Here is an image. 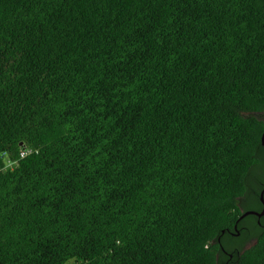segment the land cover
I'll list each match as a JSON object with an SVG mask.
<instances>
[{
    "label": "trees",
    "instance_id": "1",
    "mask_svg": "<svg viewBox=\"0 0 264 264\" xmlns=\"http://www.w3.org/2000/svg\"><path fill=\"white\" fill-rule=\"evenodd\" d=\"M262 133L264 0H0V264H264Z\"/></svg>",
    "mask_w": 264,
    "mask_h": 264
},
{
    "label": "water",
    "instance_id": "2",
    "mask_svg": "<svg viewBox=\"0 0 264 264\" xmlns=\"http://www.w3.org/2000/svg\"><path fill=\"white\" fill-rule=\"evenodd\" d=\"M261 144L264 146V133H262L261 135ZM263 191H264V186H263V189L261 190L260 194H259V198H260V201L263 205L261 211H256V210H247L245 212H242V214L238 217L237 221L240 220L241 218H243L244 216L246 215H249V214H253V215H256L257 217H260L261 215H263L264 213V198H263ZM234 231L236 232L237 231V227H236V224H234ZM237 233V232H236Z\"/></svg>",
    "mask_w": 264,
    "mask_h": 264
},
{
    "label": "flooded vegetation",
    "instance_id": "3",
    "mask_svg": "<svg viewBox=\"0 0 264 264\" xmlns=\"http://www.w3.org/2000/svg\"><path fill=\"white\" fill-rule=\"evenodd\" d=\"M264 186V185H263ZM263 186H262V189H263ZM261 189V190H262ZM262 209V208H261ZM261 209H260V211H261ZM259 212V211H258ZM263 215H264V213H263ZM262 216V215H261ZM260 216V217H261ZM259 221V220H258ZM247 230H248V226H247ZM237 232V233H236ZM233 231V232H231V234L232 235H234V236H237V235H239V230H237V231ZM249 232V231H248ZM250 235V236H249ZM251 241H254L255 242V239H254V237L249 233L248 234V238H246V239H244L243 241H242V244H243V248H244V246L245 245H247V244H249ZM223 250V249H222ZM224 251V253L227 255V257L229 258V259H231L232 258V253H229V252H226L225 250H223ZM228 262H230V261H228ZM231 263H232V261H231ZM226 264H227V262H226Z\"/></svg>",
    "mask_w": 264,
    "mask_h": 264
},
{
    "label": "rangeland",
    "instance_id": "4",
    "mask_svg": "<svg viewBox=\"0 0 264 264\" xmlns=\"http://www.w3.org/2000/svg\"><path fill=\"white\" fill-rule=\"evenodd\" d=\"M263 182L264 181V169H257L256 172L253 175V180L252 182L249 184V186L251 187V185L253 184V182ZM254 243V241H251L249 244L245 245L244 248H248L249 246H251Z\"/></svg>",
    "mask_w": 264,
    "mask_h": 264
},
{
    "label": "built area",
    "instance_id": "5",
    "mask_svg": "<svg viewBox=\"0 0 264 264\" xmlns=\"http://www.w3.org/2000/svg\"><path fill=\"white\" fill-rule=\"evenodd\" d=\"M31 151V149H21L19 152V157L22 158L24 157L26 154H28ZM17 160H10V159H6V162L0 166V169L2 168H8V167H13L16 164Z\"/></svg>",
    "mask_w": 264,
    "mask_h": 264
}]
</instances>
